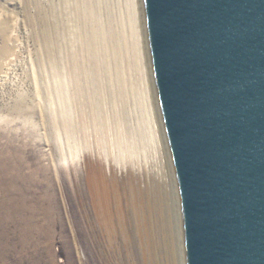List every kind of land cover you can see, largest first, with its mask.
Instances as JSON below:
<instances>
[{
    "label": "water",
    "instance_id": "1",
    "mask_svg": "<svg viewBox=\"0 0 264 264\" xmlns=\"http://www.w3.org/2000/svg\"><path fill=\"white\" fill-rule=\"evenodd\" d=\"M187 264H264V0H144Z\"/></svg>",
    "mask_w": 264,
    "mask_h": 264
},
{
    "label": "rangeland",
    "instance_id": "2",
    "mask_svg": "<svg viewBox=\"0 0 264 264\" xmlns=\"http://www.w3.org/2000/svg\"><path fill=\"white\" fill-rule=\"evenodd\" d=\"M91 1L97 6L98 0ZM110 1L99 0L103 3L102 10L110 13V10L121 9L124 23L128 22L125 0L122 3ZM93 4L87 5L84 0H0V19L5 18V23L7 18L15 19L13 30L6 36H3L4 26L0 25V166H4L5 176H9L7 185L0 183V192L6 191L10 197L6 195L3 202L0 196V204L3 203L0 207V264H79V261L88 264L87 253L77 235L78 137L86 134L92 142L97 139V123H101V119L112 116L117 122L119 118L115 106L117 93L114 95L111 89L115 86L108 80L115 76L116 55H112L113 60L110 55L106 59L109 66L98 65L100 73L94 72L95 85L78 82V63L81 69L85 63L79 54L84 43L79 36L83 26L79 11L89 10ZM106 13L104 21L109 26ZM87 23L84 22V26L90 29L92 23ZM9 35L13 38L11 42ZM10 43L13 51L5 55L3 48ZM101 48L102 43L98 41L96 49ZM133 60L136 72L132 70L125 76L130 75L131 82H142L133 84L136 93H143V72L139 71L135 58ZM127 91L133 95L131 89ZM113 95L115 99L111 100ZM134 99L142 103L140 94H135ZM10 179L22 183L13 184ZM18 191L29 192L28 207L33 206L34 210L32 226L11 218V208L6 202L10 201L11 205V195L15 197ZM164 191L168 195L166 204H174L171 188L167 186ZM27 217L25 212L23 218ZM177 228L179 235L180 228Z\"/></svg>",
    "mask_w": 264,
    "mask_h": 264
},
{
    "label": "bare ground",
    "instance_id": "3",
    "mask_svg": "<svg viewBox=\"0 0 264 264\" xmlns=\"http://www.w3.org/2000/svg\"><path fill=\"white\" fill-rule=\"evenodd\" d=\"M84 1L87 5L93 4L90 0ZM96 2L97 6L93 4L89 10L83 8L79 11L80 20H83L79 36L84 40L79 54L85 65L82 64L81 69L78 63V82L95 85L97 77L94 72H99L98 65L104 68L109 66L106 59L110 55L113 60L115 57L112 55H116V62L113 60L115 76L108 80H112L115 86V89L112 85L110 88L114 95L117 93L115 106L118 107L119 118L117 122L113 121L112 116L103 121L101 119V123H97V139L92 142L86 134L78 137V242L87 253L88 264H187L182 198L152 69L144 0H125L128 16V22L125 23L119 7L115 6L118 10L106 13L107 10H102L103 1ZM110 6L107 8L111 9ZM104 12L109 14V26L105 24ZM4 19H0V25L4 26L3 36H6L8 31L13 30L15 24L12 21L15 19L7 18L6 23ZM87 21L92 23L90 29L84 26ZM7 37L11 42V35ZM98 41L102 43L99 50L96 49ZM12 49L10 43L3 48V53L9 55ZM134 58L141 69L138 70L143 72V93H136L133 84L142 82H131L130 75L127 78L125 76V73L134 71ZM128 88L133 95H129ZM135 94L141 95V104L138 99H134ZM114 95L111 100L115 99ZM60 101L65 102L64 99ZM5 174L4 166H0V183L7 185L9 176ZM10 180L13 184L21 182ZM167 186L174 194L171 199L174 204L170 206L166 204L168 195L164 191ZM24 192H16L15 197L11 195V205L10 201L6 204L10 206L11 218L14 217L15 222L31 225L34 210L33 206L28 207L29 192ZM0 194L1 200L6 195L9 197L6 191ZM25 212L28 214L26 219L23 218Z\"/></svg>",
    "mask_w": 264,
    "mask_h": 264
}]
</instances>
